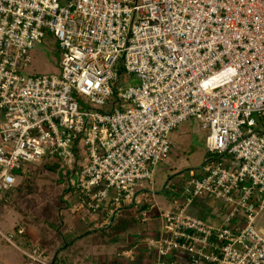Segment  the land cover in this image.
<instances>
[{
  "label": "built area",
  "instance_id": "2783aa9c",
  "mask_svg": "<svg viewBox=\"0 0 264 264\" xmlns=\"http://www.w3.org/2000/svg\"><path fill=\"white\" fill-rule=\"evenodd\" d=\"M48 35L60 73H24ZM188 117L208 131L210 159L168 207L145 208ZM45 158L77 210L107 211L102 225L127 208L161 218L142 264H264V0H0V193ZM204 197L222 224L190 215Z\"/></svg>",
  "mask_w": 264,
  "mask_h": 264
},
{
  "label": "rangeland",
  "instance_id": "374dc122",
  "mask_svg": "<svg viewBox=\"0 0 264 264\" xmlns=\"http://www.w3.org/2000/svg\"><path fill=\"white\" fill-rule=\"evenodd\" d=\"M31 58L24 70L28 75L61 71V53L51 35L34 46ZM129 80L134 82L136 78L127 77L124 82ZM80 101L82 105L85 102L83 97ZM88 105L85 103L84 109ZM207 135L208 131L194 117H188L172 131L168 158L155 166L154 183L147 185L141 195L145 208L156 204L168 207L171 198L181 194L180 187L189 172L200 170L210 159L205 143ZM44 160L58 161L57 158ZM64 171L61 166L60 173L65 178L46 168L33 170L27 177L29 193L23 196L0 193V264H142L145 249L141 239L162 229L161 218L144 222L139 208H127L118 212L112 223L110 220L102 225L107 211L99 212L95 218L97 226L93 228L97 230L76 240L88 230H82L80 223L93 215L86 210H74L79 203L75 194L68 197L67 193L63 194L67 185ZM61 197L70 201L73 208L66 209ZM189 213L204 220L214 218L218 224L225 218L217 200L207 197L196 199ZM257 220L258 227L264 226V213ZM20 227L23 235H16L12 242L4 238ZM128 250L137 252L133 259L124 255Z\"/></svg>",
  "mask_w": 264,
  "mask_h": 264
},
{
  "label": "trees",
  "instance_id": "16d2710c",
  "mask_svg": "<svg viewBox=\"0 0 264 264\" xmlns=\"http://www.w3.org/2000/svg\"><path fill=\"white\" fill-rule=\"evenodd\" d=\"M60 167H61V164L60 162L58 161H55V162H51V161H41L39 163H34V164H28L27 165V168H28V171L26 172L27 174H24V173H21V172H17L19 174V177H20V182L19 184L15 187V189L11 192V193H7L8 195L9 194H19L21 196L27 194L30 192V187L27 183V177L28 175L30 174L31 171L33 170H38L40 168H46L47 170L49 169L50 171L52 172H58L60 176H62L63 178H65L61 173H60ZM67 181V180H66ZM71 192L70 188H69V184H68V181H67V185L66 187L64 188V191H63V194H66L67 193V197H68V194ZM6 194V195H7ZM63 197V196H62ZM61 197V202L62 203H65L66 204V209H69L71 208V203L70 201H65L63 198ZM66 197V198H67ZM63 217H62V222H63ZM19 229V228H18ZM18 229L16 231V235L19 236L18 234ZM97 229H94V230H89L87 232H85L84 234L80 235L77 239L79 238H82L84 237L85 235L87 234H90L92 232H95ZM23 235V234H22ZM73 240H71L70 242H68L67 244L70 245L72 243Z\"/></svg>",
  "mask_w": 264,
  "mask_h": 264
},
{
  "label": "crops",
  "instance_id": "0c3cea01",
  "mask_svg": "<svg viewBox=\"0 0 264 264\" xmlns=\"http://www.w3.org/2000/svg\"><path fill=\"white\" fill-rule=\"evenodd\" d=\"M73 208V206H71V209ZM74 210H77L76 208H74ZM78 211H80V210H78ZM82 211H84V210H82ZM92 215V218L90 217V219L89 220H87V222H81L80 224V226L83 228H81L82 230H86V229H88L87 231H89V230H94L93 228L95 227V226H97V224H96V219L95 218H97V213H92V212H90ZM74 227V230H77V228L75 227V225H73ZM70 229V228H69Z\"/></svg>",
  "mask_w": 264,
  "mask_h": 264
}]
</instances>
